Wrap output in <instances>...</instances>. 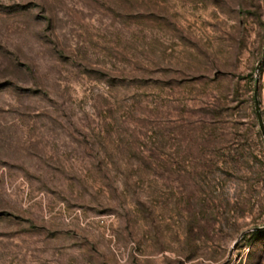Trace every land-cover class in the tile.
Here are the masks:
<instances>
[{
    "label": "rangeland",
    "instance_id": "rangeland-1",
    "mask_svg": "<svg viewBox=\"0 0 264 264\" xmlns=\"http://www.w3.org/2000/svg\"><path fill=\"white\" fill-rule=\"evenodd\" d=\"M0 264H264V0H0Z\"/></svg>",
    "mask_w": 264,
    "mask_h": 264
},
{
    "label": "water",
    "instance_id": "water-1",
    "mask_svg": "<svg viewBox=\"0 0 264 264\" xmlns=\"http://www.w3.org/2000/svg\"><path fill=\"white\" fill-rule=\"evenodd\" d=\"M256 82H257V79H256ZM255 107H256V110L258 112V121H259V124L261 126V128L263 129V120H262V116L259 112V104H258V100L257 98H255Z\"/></svg>",
    "mask_w": 264,
    "mask_h": 264
}]
</instances>
